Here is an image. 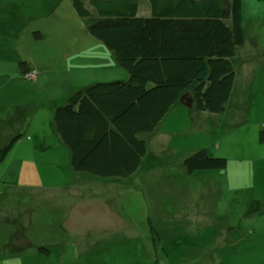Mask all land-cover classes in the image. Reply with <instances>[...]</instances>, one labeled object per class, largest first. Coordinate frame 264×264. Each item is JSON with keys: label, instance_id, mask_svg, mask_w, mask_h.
I'll use <instances>...</instances> for the list:
<instances>
[{"label": "rangeland", "instance_id": "rangeland-1", "mask_svg": "<svg viewBox=\"0 0 264 264\" xmlns=\"http://www.w3.org/2000/svg\"><path fill=\"white\" fill-rule=\"evenodd\" d=\"M137 1L148 16V0ZM242 2L246 40L225 111L183 106L168 116L157 131L173 135L170 147L151 142L121 188L96 185L97 201L77 192L83 186L60 195L78 175L66 148L48 135L34 149L40 138L25 129L0 167V264H264V0ZM20 62L37 80H24ZM126 80L70 0H0V106H52L91 84ZM40 111L35 125L46 129L52 113ZM201 150L227 168L189 173L185 160Z\"/></svg>", "mask_w": 264, "mask_h": 264}, {"label": "trees", "instance_id": "trees-1", "mask_svg": "<svg viewBox=\"0 0 264 264\" xmlns=\"http://www.w3.org/2000/svg\"><path fill=\"white\" fill-rule=\"evenodd\" d=\"M70 1L89 34L128 74L126 81L91 84L55 109V128L74 172L102 179L136 174L149 154L142 136L186 94L194 109L225 111L235 87L234 61L246 40L242 0H148V16L140 15L137 0ZM20 65L26 81L38 73L27 62ZM21 137L1 145L0 167ZM227 165L206 150L185 160L189 173Z\"/></svg>", "mask_w": 264, "mask_h": 264}, {"label": "crops", "instance_id": "crops-1", "mask_svg": "<svg viewBox=\"0 0 264 264\" xmlns=\"http://www.w3.org/2000/svg\"><path fill=\"white\" fill-rule=\"evenodd\" d=\"M32 68L36 70V68H34V67H32ZM81 89H84V88H80V90ZM64 102H66V99L65 100L61 99V101L57 102V104H54L52 106L51 105L45 106V104L43 103L42 106H40V107H37L35 104H31V103H24V104L15 103V104H11V105H6L7 107H4L3 105H1L0 106V108H1L0 113L2 115L0 114V147H2L1 145H3L5 142H8V140L10 139V137L7 138L9 136V134L14 132L15 133L14 135L11 134V137H12V135L14 137L16 135H22L23 133H25V129L29 130V128H30V129L33 130V128H35L34 133L40 139L37 142H35L34 149L35 148H39L40 146H44L42 144L43 143L42 139L46 138L48 135H49V137L51 135L53 138H55L58 141L59 146L61 145L64 148H66L62 144V142H61V140H60V138L58 136V133H57L56 128H55V123H54V112H55V109L59 105L64 103ZM183 106L184 105H177L175 108H173V110L169 113L168 116L171 117L173 113H175V115L176 114H184L183 111H182V110H184ZM44 108H47L52 113L51 114V119H50L49 124H48L46 129L41 127L40 125H38V127L35 125V122L38 119V116L41 114L40 110L44 109ZM185 108H187V107H185ZM191 109H194V108H191ZM36 114H38L37 117L35 116ZM168 116L166 118H168ZM166 118L163 120V122L161 124L165 123ZM46 121H47V119L43 118V121H42L43 124H45ZM159 126L157 127V129L159 128ZM157 129L153 133L144 134L142 136V138H144L147 141L148 147L150 148L151 145L153 147L157 146L156 142L151 143L155 139H159L160 143L163 140V142L167 145V147H170V143H171V141L173 139V135L171 133H168V131H163L162 127L160 128L159 131H157ZM156 131H157V133L152 136L151 134H154ZM21 145L25 146L24 144H21ZM66 152L68 154V166H67V168L71 171L72 168H71V165H70V154H69L67 149H66ZM148 156H149V154H148ZM143 164H144V162H143ZM133 176H131V177H133ZM131 177L117 178V179H102V178H97V177L90 176L88 174H84V173H80L79 174L78 173V175H76V178H75L76 180L75 181L67 182L66 186L65 185L60 186V189H59L60 190V195H64L65 193L66 194L73 193V192L76 191L75 187L83 186V188H85V189H83V188L79 189V190H77V192H79L80 195L81 194H87L89 196L88 201H93V200L97 201L98 197H97V199L95 198L97 196L96 195L97 192H95L93 194L94 197H91V195H89V189L91 191H96L95 188H94L96 185L97 186L104 185L105 183H107V185H109V184L118 185L117 187L119 189V188H121L120 185H122L121 181L129 179ZM114 185H113V187H114ZM62 189H64V190H62ZM111 190L115 191L114 189H111ZM2 216H0V217H2ZM107 217L110 218V222L113 224L114 220L117 218V215H114V213L111 212V213H109V215ZM91 218H92V221H90L91 222L90 226L94 224V221H93L94 216L91 217ZM111 218H113V220H111ZM77 224H79V222ZM80 224L82 225L81 222H80ZM104 226H109V225L107 224V225H104ZM107 228H109V227H107Z\"/></svg>", "mask_w": 264, "mask_h": 264}, {"label": "water", "instance_id": "water-1", "mask_svg": "<svg viewBox=\"0 0 264 264\" xmlns=\"http://www.w3.org/2000/svg\"><path fill=\"white\" fill-rule=\"evenodd\" d=\"M180 103L182 105H184L187 108H193L194 107V100L192 97H190L188 94L184 95L181 99H180Z\"/></svg>", "mask_w": 264, "mask_h": 264}, {"label": "built area", "instance_id": "built-area-1", "mask_svg": "<svg viewBox=\"0 0 264 264\" xmlns=\"http://www.w3.org/2000/svg\"><path fill=\"white\" fill-rule=\"evenodd\" d=\"M37 72L36 71H33V72H31V73H29L28 74V80H30V81H34V80H36L37 79Z\"/></svg>", "mask_w": 264, "mask_h": 264}]
</instances>
